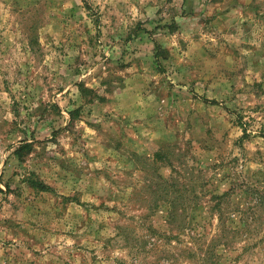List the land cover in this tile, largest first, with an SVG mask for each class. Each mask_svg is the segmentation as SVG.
<instances>
[{"label":"rangeland","instance_id":"rangeland-1","mask_svg":"<svg viewBox=\"0 0 264 264\" xmlns=\"http://www.w3.org/2000/svg\"><path fill=\"white\" fill-rule=\"evenodd\" d=\"M0 264H264V0H0Z\"/></svg>","mask_w":264,"mask_h":264}]
</instances>
